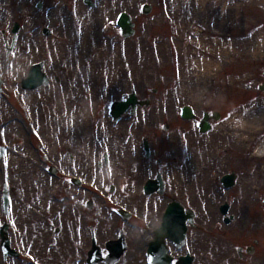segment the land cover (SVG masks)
<instances>
[{
    "label": "rangeland",
    "instance_id": "1",
    "mask_svg": "<svg viewBox=\"0 0 264 264\" xmlns=\"http://www.w3.org/2000/svg\"><path fill=\"white\" fill-rule=\"evenodd\" d=\"M92 1L94 7L84 0H5L8 7L0 16V146L6 148L5 156L11 163L14 208L9 216L4 214L0 157V226L11 222L12 246L21 255L4 260L0 246V264H86V249L77 243L73 232L69 238L63 233L56 240L53 231L48 233L44 215L52 212V207L44 202L42 180L51 173L46 170L45 156L59 167L61 175L93 177L87 182L97 187L106 185L108 177L110 182L124 186L121 191L134 196L159 170L167 191L177 197L185 195L193 205H202V242L196 264H239L238 248L251 247L255 239L259 242L254 253L247 255L244 250L243 259H248V264H264V186L254 190L249 203L240 204L247 190L244 174L264 166V153L255 151L259 142L250 147L225 143L212 151L206 149L220 129L221 133L226 129L234 133L238 126L248 130L255 126L256 117H264V109H260L264 91L258 90L264 82V0ZM144 4L152 6L150 13H142ZM56 8L64 13L60 19ZM123 11L136 22V32L130 38H124L117 26V16ZM105 13L107 17L102 19ZM86 16L95 21L97 34L93 40L104 39L108 62L118 53L131 57L122 64L127 70L138 66L136 58L143 62L136 69L139 75L125 72L120 79L112 74L108 63V69L96 77V88L107 86L108 91L97 96H92L88 88L84 93L86 53L80 61L72 57L70 66L64 64L60 69L52 60V44L62 37V28L70 50L72 36L85 29ZM15 23L20 29L8 52ZM32 40L39 50L29 52L23 46ZM24 56L26 61L16 66L15 58ZM41 61L49 86L23 90L21 81L30 66ZM71 84L80 88L86 103L88 130L83 134L71 133L72 119L66 107V90ZM49 90L52 94L42 95ZM132 91L140 99H149L150 105L139 107L135 116L126 113L121 121L114 122L110 104L124 100ZM33 98L43 100L32 103ZM42 103L47 109H41ZM184 105L194 108L197 121L181 118ZM204 109L222 114L219 121H212L213 128L207 134L198 130ZM246 114L249 120L237 124ZM165 124L170 125L167 131L163 129ZM143 136L149 137L154 151L150 159L145 157ZM105 153L110 157L109 166L103 164ZM158 158L162 160L160 166L156 164ZM117 165L120 167L115 175L112 170ZM190 165L204 166L206 176L211 175V190L192 187L188 180ZM123 166L128 171H123ZM232 171L237 175L236 185L227 189L221 177ZM224 202L230 204V223L220 211ZM240 211L250 222L246 229L239 224ZM209 238L221 240V257L209 247ZM130 258L126 259L128 264L134 261Z\"/></svg>",
    "mask_w": 264,
    "mask_h": 264
},
{
    "label": "flooded vegetation",
    "instance_id": "2",
    "mask_svg": "<svg viewBox=\"0 0 264 264\" xmlns=\"http://www.w3.org/2000/svg\"><path fill=\"white\" fill-rule=\"evenodd\" d=\"M50 169L51 165H46V170ZM58 172L44 176L42 180L44 202L52 207V212L44 215L47 230L49 234L53 231L57 235L54 240L61 234L62 238L63 233L69 238V233L73 232L77 243L86 249L83 259H88L93 248H99L95 259H118L115 263L103 261L98 264H128L126 259L130 256L135 261L131 264L151 259V243L157 239V229L162 225L164 213L170 203L178 201L186 210L182 215L188 228L186 239L184 242L180 240V230L176 234L177 241L166 236L159 255L161 259H172V264H183L181 258L187 256L193 257L192 264L197 262V249L202 242L201 204L193 205L185 195L177 197L167 191L146 195L143 188L134 196L121 191L124 187L121 184L109 180L108 186L97 187L87 182L93 177ZM189 210L194 211L193 223L188 219ZM123 248L125 251L121 254ZM153 253L157 257V251L153 249ZM239 261L240 264L249 262L248 259Z\"/></svg>",
    "mask_w": 264,
    "mask_h": 264
},
{
    "label": "bare ground",
    "instance_id": "3",
    "mask_svg": "<svg viewBox=\"0 0 264 264\" xmlns=\"http://www.w3.org/2000/svg\"><path fill=\"white\" fill-rule=\"evenodd\" d=\"M7 7L8 5L5 3V0H0L1 17H3L4 14L6 13ZM82 11H83L82 9H79V12ZM63 14L64 13L62 12V10L56 8V16L58 19H60L63 16ZM106 17L107 14L105 13L102 19ZM53 24L55 26L58 25L56 23ZM62 32H63L62 37H57V39L52 44V48L54 49V53H53L54 58L52 59L54 66L58 67V69L63 67L64 64L70 66L72 57H75L76 59H79L78 61H80V59H82L84 54L86 53L88 57L86 58V62L84 63L87 65L85 69L84 77L87 79V81L84 82V85H86L84 93L86 92L87 88L89 90V93L92 94V96L102 95L108 91L107 86L101 89L98 87L96 88V77L98 76L99 73L106 71V68L108 69V63L110 66L109 69L111 70L112 74L118 79H120L125 72L132 73V75L134 74L133 77L139 75V72L136 69L137 68L139 69L143 65V62L140 58H136L138 62V66H134L130 70H127V68H124V65H122L123 63H127V61L131 58L129 54L118 53V56H115L114 58L110 59L108 62L107 47L105 45L104 39L99 38L95 41L93 40V36H95L97 32H96L95 21L90 16H86L85 29L83 28L82 30H78L75 36H72L71 38L72 48L70 50L67 49L66 47L65 38H64V33H65L64 28H62ZM89 41H91L90 45H89ZM32 44H33V40L30 41L29 43H26L23 47L25 50H28L29 52H31V50L33 49L39 50L37 45H32ZM78 51H80V53ZM26 58L27 57L25 56L16 57L14 60L16 66L26 61ZM61 58L63 60H61ZM90 77L92 78V81L89 80ZM33 94L34 93L30 92L28 95L33 97ZM48 94H52V90L42 92V95H48ZM42 100H43L42 98L39 99L33 98L32 103H38ZM66 101L68 103V105L66 106L68 111V117L72 119V122L70 124L71 133L83 134L88 130V123L86 121V117H87L86 103H84V101L81 99V90L77 85L71 84L67 87ZM41 106H42L41 109L43 110L44 108H46L45 106H43V103ZM52 108L55 110L56 104H54ZM260 109H264V105H262ZM248 120H249V114H246L245 116L239 118L237 124L239 123V125H242ZM254 122L256 123L254 127H251L248 130H243L242 128H240V126H238L239 128L236 127L235 129L236 132L234 133H231V130L229 129H226L227 131L225 133H221V129H220L214 134V137L211 138L213 139V142H211L206 147V149L212 151L217 146H220L225 143H235L237 145L240 144L242 146H245L247 144L250 147L252 144L254 143L256 144L257 142H259L257 147H255L256 148L255 151L257 153H264V138L262 139V134L264 133V117H256ZM10 123H11L10 126L14 125L12 124V121H10ZM233 124L234 123H230L228 125H233ZM8 125L9 124H7L6 126L8 127ZM50 142H53V140ZM123 155L124 157L126 156V154ZM118 167L120 166L117 165L113 167L112 170L113 174L115 175L118 174ZM122 168L124 169L123 171H128L125 170L124 166ZM9 169H10V165H9ZM204 169L205 168L202 165H197V166L190 165L188 168V180L191 182L192 187L200 186L199 190L209 191L211 190L209 184L210 182L209 177L211 175L206 176ZM197 177H199V179H197ZM243 177L245 181L244 182L245 189L247 190L244 194L242 201H240V204L249 203L252 200V193L254 192V190L264 186V166L256 167L255 169L249 171L248 173H245ZM248 223L250 222L247 220L244 211H240L239 213L240 226H242L243 229H246ZM221 244H222L221 240L212 241L209 238V247L214 251V253L218 257L222 256Z\"/></svg>",
    "mask_w": 264,
    "mask_h": 264
},
{
    "label": "water",
    "instance_id": "4",
    "mask_svg": "<svg viewBox=\"0 0 264 264\" xmlns=\"http://www.w3.org/2000/svg\"><path fill=\"white\" fill-rule=\"evenodd\" d=\"M85 2L90 5L94 6V3H92L91 0H85ZM152 7L150 5H145L144 6V13L148 14L151 11ZM118 26L122 29L123 31V36L124 37H130L134 35L135 33V23L132 21V17L126 13L122 12L119 17H118ZM19 29V24H17L14 28V32L16 33ZM47 33H50L48 30L46 31ZM44 68V63H38L32 65L30 69L29 76L22 81V87L23 89H35L43 84H48L49 79L48 76L42 71ZM259 89L264 90V84L259 86ZM137 103L138 100L136 98V93H132L127 100L122 101V102H115L112 105L111 108V114L113 115L115 120H119L122 116L123 113H125L131 106H132V113L134 114L136 112L137 108ZM141 105L148 104V101L146 102H140ZM181 115L185 119H194L196 116L193 113V110L189 106H184L181 109ZM213 117L214 119H219L220 114L218 112H214L213 116H210L208 112L204 113V118L200 122V130L201 132H207L211 129V124H210V118ZM145 144V149L147 155H149L150 149H149V144L147 139L144 140ZM235 174L231 175H226L223 178V183L227 187H232L235 184ZM159 191L162 192L164 190V182L162 179V176L159 174L158 178L156 180H150L146 186H145V191L147 193H151L153 191ZM229 205L225 204L222 206V211L224 214L228 212ZM177 216V211L172 210V208H169L167 210V213L164 218V223H163V228L164 229H170V235L174 232L175 228L178 227L176 223L172 220V218H175ZM229 219H227L228 221ZM7 225L3 226L1 228V234H2V250L4 253V257L7 258L9 255L12 257H17L19 256V253L11 247V242L10 239L8 238L7 234ZM185 231L186 227L183 229L182 233V238H185ZM160 248V246H159ZM97 261L94 259L90 260V264H96ZM153 264H168V261H160V259H154Z\"/></svg>",
    "mask_w": 264,
    "mask_h": 264
}]
</instances>
